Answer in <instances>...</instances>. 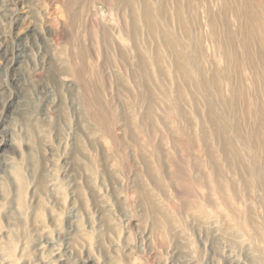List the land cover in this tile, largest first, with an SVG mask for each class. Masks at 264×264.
I'll return each instance as SVG.
<instances>
[{
  "label": "rangeland",
  "instance_id": "374dc122",
  "mask_svg": "<svg viewBox=\"0 0 264 264\" xmlns=\"http://www.w3.org/2000/svg\"><path fill=\"white\" fill-rule=\"evenodd\" d=\"M248 4L0 0V264H264Z\"/></svg>",
  "mask_w": 264,
  "mask_h": 264
},
{
  "label": "bare ground",
  "instance_id": "6f19581e",
  "mask_svg": "<svg viewBox=\"0 0 264 264\" xmlns=\"http://www.w3.org/2000/svg\"><path fill=\"white\" fill-rule=\"evenodd\" d=\"M249 3H252L254 6H255V8H256V10H255V12L257 13V15L260 17V19H259V25H258V27H254V22H255V20H256V16L255 15H253V14H251V13H249L250 11H251V6H249V4H248V6H246L245 7V13H246V15H247V26H246V35H245V42H244V49H245V51L247 52V53H249L248 51L250 50V45L252 44L253 45V43H255V41H256V43H257V45H258V47L257 48H263L264 49V0H249ZM225 4V3H224ZM247 5V4H246ZM147 6V5H146ZM146 8V7H145ZM147 9V8H146ZM178 10H179V8H178ZM151 12V11H150ZM80 11L79 12H76V13H74V14H71V16H72V18H77V16L78 15H80ZM180 13V12H179ZM243 13V12H242ZM192 15V14H191ZM181 16V15H180ZM179 16V17H180ZM194 16V15H193ZM146 17H148V15H146ZM152 17V16H151ZM144 18H145V16H144ZM193 18V17H192ZM196 18H197V16H196ZM246 18V17H245ZM148 19H149V17H148ZM152 19V18H151ZM195 19V18H194ZM182 20V19H181ZM180 20V21H181ZM150 21V20H149ZM148 21V22H149ZM211 21V20H210ZM227 21H229L228 19H227ZM147 22V23H148ZM154 22V21H153ZM211 22H214L213 20L211 21ZM228 23V22H227ZM157 24V23H156ZM214 24V23H213ZM228 25H229V23H228ZM245 25V24H244ZM186 27H187V25H186ZM214 28V27H213ZM183 29V28H182ZM152 30V29H151ZM211 30H212V28H211ZM229 30V29H228ZM186 32V31H185ZM214 32V31H213ZM189 34V33H188ZM216 34H218V33H216ZM215 34V35H216ZM229 34V33H228ZM244 34V33H243ZM212 35H214V34H212ZM214 35V36H215ZM227 35V34H226ZM232 36V35H231ZM163 37V36H162ZM226 37V36H225ZM230 38V37H229ZM231 38H233V37H231ZM216 39V38H215ZM221 40V39H220ZM233 40V39H232ZM243 40V39H242ZM203 42V41H202ZM201 43V42H200ZM222 43V42H221ZM203 44V43H202ZM133 45H135V44H133ZM228 45V44H227ZM232 45V44H231ZM223 47V46H222ZM203 49V48H202ZM224 49H225V47H224ZM223 49V50H224ZM172 50H173V48H172ZM233 51V50H232ZM223 52V51H222ZM245 52V53H246ZM136 53H137V51H136ZM174 54H175V52H173ZM259 53V52H258ZM157 54V53H156ZM227 53H225V55H226ZM253 54V53H252ZM85 54H81L80 56H79V58L77 59V61H78V63L80 64V66L81 67H84V65H85V56H84ZM236 55V54H235ZM256 55H258V54H256ZM177 56V55H176ZM249 56V55H248ZM253 56V55H252ZM159 57V56H158ZM194 57V56H193ZM238 57V56H237ZM250 57V56H249ZM262 57H263V55H262ZM261 57V58H262ZM155 58V57H154ZM225 58V57H224ZM239 58V57H238ZM237 58V59H238ZM251 58V57H250ZM138 59V58H137ZM228 59V58H227ZM226 59V61H228ZM245 59H246V57H245ZM177 61H178V58L176 59ZM175 60V61H176ZM186 60V59H185ZM234 60V59H233ZM232 60V61H233ZM252 60V59H251ZM253 60H255V59H253ZM257 60H258V58H257ZM261 61H262V59H260ZM156 61H157V59H156ZM155 61V62H156ZM159 61V60H158ZM239 61V60H238ZM244 61V60H243ZM250 61V60H249ZM137 62H138V60H137ZM240 62H241V60H240ZM256 62V61H255ZM157 63H159V62H157ZM249 63V62H248ZM138 64V63H137ZM236 64V63H235ZM160 65V64H159ZM176 65V64H175ZM174 65V66H175ZM196 66H197V64H195ZM202 66V65H201ZM239 66V65H238ZM137 67H138V65H137ZM261 67H264V62H261ZM139 69H140V72H141V74L143 75L144 73H145V68H146V62H145V58L144 57H142V58H140V65H139V67H138ZM161 68V67H160ZM175 68V67H174ZM178 68V67H177ZM202 68V67H201ZM201 68H200V70H201ZM241 68V67H240ZM159 69V68H158ZM181 69L182 70H186V68L184 67V66H181ZM203 69V68H202ZM239 69V68H238ZM248 69H250L249 67H248ZM258 69V68H257ZM175 70V69H174ZM253 70V69H252ZM228 71H229V69H228ZM179 72V71H178ZM213 72H215V71H213ZM217 72V71H216ZM180 73V72H179ZM229 73V72H228ZM227 73V74H228ZM140 74V75H141ZM181 74V73H180ZM215 74V73H214ZM217 74V73H216ZM216 74H215V76H216ZM203 75V74H202ZM220 75V74H219ZM260 75V74H259ZM180 76V75H179ZM212 76V75H211ZM204 77H206L205 75H204ZM221 77V76H220ZM185 77H183V79H184ZM191 78V77H190ZM212 79V78H211ZM218 79V78H217ZM260 79V78H259ZM181 80V79H180ZM207 80V79H206ZM214 80H216V79H214ZM263 80V79H262ZM145 81V80H144ZM187 81V80H186ZM189 81V80H188ZM212 82V81H211ZM260 82H261V80H260ZM182 83H183V81H182ZM203 83H204V81H203ZM263 83V82H262ZM215 84H216V82H215ZM220 85V84H219ZM218 85V86H219ZM213 86H214V84H213ZM218 86H216V87H218ZM240 90H241V88H239ZM217 90V89H216ZM219 90V89H218ZM217 90V91H218ZM219 92V91H218ZM239 92H241V91H239ZM247 93V92H246ZM244 96V95H243ZM246 96H247V94H246ZM245 96V97H246ZM220 97V96H219ZM239 97V96H238ZM244 100H246L245 98H244ZM243 100V101H244ZM236 101V100H235ZM246 102V101H245ZM246 105V104H245ZM248 107V106H247ZM261 109H262V107H261ZM250 110H252L251 108H250ZM263 110V109H262ZM259 111H260V109H259ZM246 112V111H245ZM262 112H264V110L262 111ZM247 114H249L248 112H246ZM263 115V114H262ZM211 117V116H210ZM260 117H262L261 115H260ZM263 119V118H262ZM261 119V120H262ZM213 121V120H212ZM235 122H236V120H235ZM262 124V123H261ZM234 125V124H233ZM236 126H238V124L236 125ZM263 128H264V124H262L261 125ZM235 128V127H234ZM237 128V127H236ZM258 129V128H257ZM237 130V129H236ZM235 130V131H236ZM224 131H225V129H224ZM237 132V131H236ZM239 132V131H238ZM256 133H257V131H256ZM259 133H261V131L259 132ZM258 134V133H257ZM261 134H263L264 135V130H262V133ZM259 135V134H258ZM262 136V135H261ZM259 138H261V137H259ZM228 142V149L229 148H232V143H231V141L230 140H227ZM262 141V140H261ZM264 141V140H263ZM261 143V142H260ZM226 144V143H225ZM261 145V144H260ZM236 148V147H235ZM234 149V148H233ZM235 150V149H234ZM237 151V150H236ZM227 156V155H226ZM225 156V157H226ZM228 156H230V155H228ZM227 156V157H228ZM227 159V158H226ZM229 159V158H228ZM254 165V164H253ZM263 168V167H262ZM217 169V168H216ZM260 175H261V177L262 178H264V171L263 172H260ZM264 181V180H263ZM263 184V183H262Z\"/></svg>",
  "mask_w": 264,
  "mask_h": 264
}]
</instances>
